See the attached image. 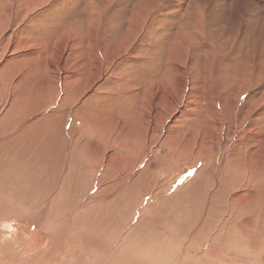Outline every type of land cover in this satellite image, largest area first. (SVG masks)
<instances>
[{
    "label": "rangeland",
    "instance_id": "1",
    "mask_svg": "<svg viewBox=\"0 0 264 264\" xmlns=\"http://www.w3.org/2000/svg\"><path fill=\"white\" fill-rule=\"evenodd\" d=\"M0 3L3 5L0 4V14L3 13V16L9 17L7 23L10 21V25L14 26L20 22L19 25L26 26L27 37L37 39L42 49L47 47L49 52L52 43H57L64 36L75 35L77 39L74 42L72 40L73 45L63 54V60H67L66 67L75 62H86L89 58L95 60V67L101 63L104 70L103 74L98 75L99 83L91 88V92L84 99L97 94L98 88L106 80L110 82L119 80L123 90L130 89L137 92L138 99L143 98L138 97V91L145 89L142 86L148 85L145 75H148V72L160 71L163 64L165 68H170L165 62V56L171 50L170 53H177L174 44L177 45L182 36L185 39L188 38L184 39L186 42L190 39L187 44L189 65L196 71L199 78H203L206 64H208L211 90L214 89L216 93L222 90L219 93L224 97L225 84L219 83L217 80L219 75L223 76V80H227L234 78L235 75L238 79H242L251 73L254 82L246 85L243 93H238V104L241 106L246 99L256 102L264 92V0H0ZM19 3L20 7L14 12L12 8ZM37 4L39 6H36L33 11L29 10L26 19L22 20L24 5ZM8 5L12 7L11 15L5 13ZM2 15L0 22L4 21ZM129 28H131L130 31H128ZM91 30L97 43L96 55L88 39L90 35L88 33H91ZM117 41L122 42V46L115 51ZM105 49L113 50L115 54L122 52V58L116 59L110 71L107 68L109 62L101 58L103 57L101 53ZM48 51L47 64L55 61V54L52 55ZM10 54L13 53L6 54L4 63L5 60L16 59L10 57ZM13 63L17 64L18 61ZM155 64L159 65L156 69ZM81 65L84 69L88 67L87 62ZM53 71H56L57 78L61 76L57 69L49 66L48 72ZM65 71L66 74L70 68L67 67ZM71 74L68 73V75ZM61 85L62 83L59 82L56 87L57 93L53 95L50 93L45 110L43 109L44 111L33 119L31 117L35 115V110L21 108L18 104L12 105L14 103L11 97H15L16 92L7 88L0 90V139L6 138L0 143V244L8 249L16 250V253L23 256H31L35 250L50 249L51 246L47 244L62 229L61 221L58 220L50 233L39 232L34 221L38 219L42 209L47 207L43 218L45 217L48 223L54 222L63 209L61 215L65 217V210L69 203L75 201L74 203L80 204L85 196H91L94 193L97 196L110 195L127 179V175H124L120 182H116V175L109 176L108 173L103 172L100 161L97 163L89 160L91 158L88 155L94 145L96 150H102L104 147L100 142L96 144L97 140L95 142L94 139L89 141L90 139L82 138L84 135L82 123L77 116L87 110L81 104L84 99L79 104L77 101H66ZM236 87L232 86L225 97L232 99L237 92ZM109 89L113 88L109 87ZM123 90L117 93L120 102H123L126 97ZM202 92L197 94V99L201 100ZM132 100L137 101L136 96ZM231 103L233 104V100L229 101V108L233 107ZM78 111L79 113L75 115ZM175 116L176 113L172 118ZM254 117L255 120L264 117V103L259 105ZM25 121L26 123L23 124ZM181 122L184 125H191L185 120ZM48 123L51 126H48ZM225 126L224 124L223 131ZM66 128L72 138L69 154L65 153ZM228 131L226 130L225 134ZM44 142L48 150H45L46 152L40 147V144L43 146ZM224 143L230 144L226 141ZM123 153L128 154L121 146H118L116 150L112 149L113 155L121 154L122 156ZM65 155L68 156L67 170L62 166L66 159ZM142 155L143 160L136 165L140 171L138 181L130 182L124 190L122 189L113 197L114 199H106L96 205L84 206L81 210H77L72 218L73 229L63 240L64 247L75 249L79 247L75 246L78 243L84 246V249L85 247L91 249L95 255L101 252V249L105 252L110 250L121 236L122 241L120 240L117 249L124 248L121 254L125 255L126 252L133 259L131 262L127 260L122 264H177L180 257L182 261H179L180 264H201L202 262V264H209L207 260L209 256L203 259L200 257L207 249L196 248L198 241L195 243L197 239L193 237L194 246L189 245L188 241L191 237H187V232L192 229V222L195 220L193 212H197L202 205V195L198 193L200 188L195 187L196 185L188 190L185 186L195 176L203 162H196L193 165L188 162H179L177 154L160 147H152L149 155H145L144 152ZM63 171L66 172L64 174L66 179L60 190L56 188V184L59 183L58 180L63 175ZM91 171L94 173H90ZM154 176L156 182L155 180L153 182ZM70 181L71 184H69ZM102 181H104L103 184ZM156 183L159 189L152 191L150 186ZM101 185L104 187L102 188ZM209 187L210 184H206V188ZM189 191L197 193L195 196H188ZM51 196L52 202H47L46 200H49ZM212 209L216 211L215 208ZM213 214L215 212L201 224L200 228H207L204 232L202 231V235L222 225V222L216 225ZM260 218L264 219V215ZM133 226L137 227L133 228ZM261 229L264 230V225ZM99 232L107 233L108 243L106 244L110 245L109 248L103 242V235ZM230 238L229 236L228 243L221 241L226 249L219 254L217 261H214L215 264H262L259 251L252 254L248 246L241 247L239 238L234 236L231 240ZM218 240L219 243L221 238L219 237ZM185 241L188 242V247L183 248L182 244H187ZM27 245L30 246L29 249L26 248ZM144 252L145 255H143ZM111 254L116 259L115 249ZM145 257H148L147 261ZM154 258L158 261H154ZM111 260V263L104 264H115L112 258ZM52 263L54 264V261Z\"/></svg>",
    "mask_w": 264,
    "mask_h": 264
},
{
    "label": "bare ground",
    "instance_id": "2",
    "mask_svg": "<svg viewBox=\"0 0 264 264\" xmlns=\"http://www.w3.org/2000/svg\"><path fill=\"white\" fill-rule=\"evenodd\" d=\"M0 4L3 6L2 3ZM36 6H39V4L24 5V10L21 14V17L23 16L22 20H25L28 11H33ZM19 7L20 3L18 5L16 4L13 8L8 5L6 7L7 12L5 13L10 14L12 9L16 12ZM3 8L5 9V7ZM2 14L3 13H1L0 16ZM8 18L9 17L5 15L3 16L4 21L0 22V58L1 55L4 54V56L2 55V60H0V90L2 91V89L7 88L16 92V95H18L17 98L16 95L15 97H11L14 103L12 105L16 106V104H18L21 108L35 110L34 113L37 115L32 116L31 119H33L45 110L44 108H46L48 103L47 98L51 96L50 93H52V95L57 93L58 88L56 89V87L59 82L62 83L61 86L63 89L61 90L63 91V97L66 101H77L78 104L82 102L81 100L91 92V88L99 83L98 75L103 74L102 72L104 70L101 63L98 67H95V60L89 58L87 61L85 60L88 63V67L85 69L81 64L86 62L68 64L67 67L70 68V71L66 73V76L65 69H67V67L65 64L67 60H63V54L73 45L72 40L74 42L77 37L69 33L70 36L62 37L60 39L61 42H51L52 46L49 52V49L44 47V45L42 49V45L40 42L38 43L36 41L37 39L29 38V36L27 37L26 33L28 34V28H25L26 26L19 25L20 22L12 26L10 25V21L7 23L9 20ZM10 26L14 29L10 28ZM130 30L131 28L128 29V31ZM64 34L66 33L64 32ZM88 34H90L88 35L89 43L95 52L97 43L93 35V30ZM184 39L185 38L182 36L177 45L174 44L177 53H170L172 52L171 50L169 54L165 56L166 60H164L170 68H165V64H163V68L160 71L156 70L154 73L148 72L149 74L145 75V78L148 79V85L142 86V88L144 87L145 89L138 91V97L143 98L138 99L137 92L131 91L130 89L126 88L123 90V88H121V81L119 80H111V82L106 80V82L98 88L97 94L84 99L81 103L84 109L86 108L87 110L82 113L78 111L75 114L77 115L79 113L77 118H79L82 123L81 127L84 135L81 137L83 139H90L89 141L94 139L96 142L97 140L96 144L100 142L104 147L102 150H96V148H94L95 145L93 147L91 145V149L93 150H91V153L88 155V157L91 158L89 160L97 163L100 161L99 163L103 172L108 173L107 175L109 176L116 175V182H120L124 175H127L126 181L118 185L116 190L111 192L110 195L97 196L94 193L91 196H85L80 204L74 203L75 201L71 202V204L69 203L66 207L69 211H67V209L65 210V217L61 215L63 209L60 211L57 219L51 223H48L45 217L43 218V214L47 210V207H45L40 212L38 219L34 221V223L37 224L39 232L42 233L45 231L50 233L51 228H53V225L58 220L61 221L62 226L58 235H55L56 237L51 239L50 243L47 244L51 246V248L35 250L33 255H26V257L20 253H16V250L8 249L0 244V264H53L52 261H54V264H104L106 262L111 263V258L115 264H122L127 260L131 262L133 259L130 254L126 252L125 255L121 254L124 248L117 249V246L122 241L121 236L115 243L116 245H112L113 247H111L110 250L105 252L101 249L102 251L95 255L91 252V249H86V247L84 249V246L78 243L75 245L76 247L79 246L78 248L66 249L63 240L68 237L73 229V227H71L72 218L76 215L77 210H81L84 206L90 207L94 204L96 205V203L100 201L111 199L119 194L122 189L124 190V187L129 185L130 182L138 181L140 171L136 165L139 161L141 162L143 160L142 152H144L145 155H149L152 151V147H160L164 150L172 151L177 154L179 158L177 161L182 163L188 162L193 165L196 162H203L201 168L185 186V189L188 190L196 185L195 187L200 188L198 193L202 195V205L200 209L198 208L197 212H193L195 220L192 222V229L187 232V237H191L189 241L187 240L189 245H193V237L197 239L194 241L195 243L198 241V244L195 245L196 248L200 247L199 249H201L205 247L207 249L200 257L203 259L209 256V259H207L209 264H215L214 261H217L219 254H222L224 252L223 249H226L225 244L223 245L221 241L228 243L227 240L229 236L231 238L234 236L240 239L241 247L244 248L248 246L252 254L259 251L261 255L260 261L264 264V230L261 229V226L264 225V219L260 218L264 215L262 214L264 213V117L260 118V120H255L254 117V113L259 105L264 103V92L261 98L256 102H251L246 99L241 103V106L238 104V93H243V91L246 90L245 86L254 82L251 73L242 79H238L235 75L234 78H229L227 80H223V76L219 75L217 80L222 85L225 84V88L223 89L224 97L219 93L222 90L217 93L214 89L211 90L210 74L207 71L208 64H206L207 66L203 78H199L196 71L189 65L190 58L189 52L187 51V44L190 39L187 42L185 40L188 38ZM121 46L122 42H118L115 51ZM47 51L52 53V55L55 54V61L49 62V64H47V60L49 59ZM115 51L105 49V51L101 53L103 56L101 58L109 62L107 64L109 71L114 66L116 59L119 60L122 58V52L115 54ZM7 53H13L10 54V57H15L16 59H10L11 61L5 60L4 63L3 60L4 57H7ZM70 55H72V53ZM86 57H88V55ZM16 60L18 63L12 64V62ZM49 66L50 68L52 66L57 69V72H59L61 76L57 78L55 74L56 71L51 73L48 72ZM157 67H159V65L155 64V69ZM68 73L72 74L68 75ZM228 76L230 77V75ZM232 86H237V92L234 94L233 98L230 99L225 97V94ZM109 87L113 89L110 90ZM121 90H123V94H126L123 102H120L117 96V93ZM201 92L202 96L200 100L197 99V96ZM134 96H136L137 101L132 100ZM54 98H56V96ZM228 99L233 100V104L231 103L233 105L232 108L228 106L230 101ZM200 103L201 105H199ZM75 112L76 111H74V113ZM175 113V118H172ZM190 119L193 120L188 122ZM183 120L191 125H184V123L181 122ZM24 123H26V121L23 122V124ZM224 124L226 126L223 131ZM230 125L232 126L230 127ZM48 126H51V124ZM70 127L72 128V126ZM229 127L230 130L228 131ZM226 130L228 131L227 134H225ZM65 132V153L69 154V149L72 146V138L69 135L68 128H66ZM78 132L81 133L80 131ZM8 136H12V134H8ZM4 139L6 138H1L0 143H2ZM224 141L230 144L225 145ZM45 142L43 146L40 144V147L43 148H41V150L43 151L47 150ZM118 146H121L128 154L123 153L122 156L121 154L113 155L112 149L114 150L115 148L116 150ZM65 157L66 159H64L62 166L67 170L68 162L66 160L68 156L65 155ZM63 172V175L58 180L59 183L56 184V188L60 190L63 188V182H65L66 179L64 176L66 172ZM92 172L93 171L90 173ZM200 176H203V178H200ZM154 180L156 182L155 176L153 182ZM103 182L104 181H102V184ZM71 183L70 181L69 184ZM208 183L210 187L206 188V184ZM103 187L104 186H102V188ZM150 189L152 191L159 189L158 183L150 186ZM196 193L195 191H189L188 196H195ZM51 194L53 193L51 192ZM50 200H52V196L46 201L49 202ZM212 208H215L216 211ZM214 212L215 214L213 215L215 216L216 225L218 222H222V225L219 228L216 227L217 229L214 231L210 230V233L206 231L205 234L203 233L202 235V231L204 232L207 228H200L201 224L209 219V216ZM135 218L137 219V217ZM135 227L133 226V228ZM99 234H102V232H99ZM106 234H102V238L105 245H108L106 244L108 243ZM217 236L221 238L219 243L217 242L219 241V237L217 238ZM262 236L263 238L261 239ZM188 242L187 244L183 242V248L188 247ZM92 245L93 244H91V246ZM109 246L110 245H108V248ZM88 247L89 246H87V248ZM26 248L29 249L30 246L27 245ZM114 249L116 250V259H114L111 254ZM143 255H145V252ZM180 259L181 257L177 261V264H180ZM153 260L158 261V259L156 260L155 258Z\"/></svg>",
    "mask_w": 264,
    "mask_h": 264
}]
</instances>
